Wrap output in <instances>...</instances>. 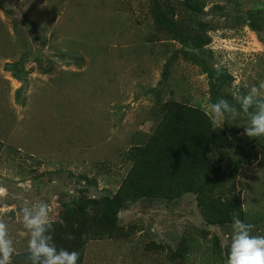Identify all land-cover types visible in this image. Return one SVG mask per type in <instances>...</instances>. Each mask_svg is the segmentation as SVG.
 Listing matches in <instances>:
<instances>
[{"label": "rangeland", "instance_id": "obj_1", "mask_svg": "<svg viewBox=\"0 0 264 264\" xmlns=\"http://www.w3.org/2000/svg\"><path fill=\"white\" fill-rule=\"evenodd\" d=\"M262 81L264 0H0V213L17 254L28 201L88 238L81 264H226L233 217L264 235V138L244 134L233 96ZM221 98L240 115L210 187L137 198L100 226L95 201L118 192L164 112L208 118ZM232 196L230 222L209 224L205 207Z\"/></svg>", "mask_w": 264, "mask_h": 264}, {"label": "trees", "instance_id": "obj_2", "mask_svg": "<svg viewBox=\"0 0 264 264\" xmlns=\"http://www.w3.org/2000/svg\"><path fill=\"white\" fill-rule=\"evenodd\" d=\"M214 75L215 73L209 72ZM226 134L213 131L209 119L196 109L180 107L166 110L161 123L147 144L131 152L133 165L122 182L118 192L111 198L103 197L95 203L102 207L98 224L113 229L117 212L122 205L147 195H160L166 199H176L187 192L202 193L206 185L217 176V164L212 161L215 148L227 147ZM231 200V201H230ZM236 199L230 203L218 201L205 207L209 224L230 222V215L238 210ZM90 201H86L87 203ZM54 242L57 248H65L79 253L81 264L84 246L88 238L78 229L53 223ZM71 234L73 239H67ZM26 253L13 257V264H24Z\"/></svg>", "mask_w": 264, "mask_h": 264}, {"label": "clouds", "instance_id": "obj_3", "mask_svg": "<svg viewBox=\"0 0 264 264\" xmlns=\"http://www.w3.org/2000/svg\"><path fill=\"white\" fill-rule=\"evenodd\" d=\"M233 96L248 117V123L243 127L244 134L256 140L264 138V81L251 87L247 94L235 92ZM206 114L212 130L216 131L223 129L226 119H236L240 111L221 98L207 105ZM3 191L0 189V193ZM16 220L27 236L24 264H78L77 251L57 248L47 203L25 201ZM10 222L11 218H5L0 213V264H13V257L17 255L16 242L10 234ZM254 228L255 225L233 217L226 264H264V235H254ZM67 239H73L72 235L68 234Z\"/></svg>", "mask_w": 264, "mask_h": 264}]
</instances>
